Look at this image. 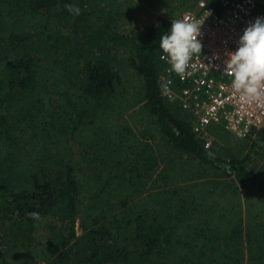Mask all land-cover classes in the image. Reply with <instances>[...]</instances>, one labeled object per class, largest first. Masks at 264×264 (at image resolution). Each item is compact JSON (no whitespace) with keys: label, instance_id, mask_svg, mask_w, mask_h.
<instances>
[{"label":"trees","instance_id":"trees-1","mask_svg":"<svg viewBox=\"0 0 264 264\" xmlns=\"http://www.w3.org/2000/svg\"><path fill=\"white\" fill-rule=\"evenodd\" d=\"M199 2L0 0V264H264V129L205 149L161 89L159 37Z\"/></svg>","mask_w":264,"mask_h":264},{"label":"built area","instance_id":"built-area-1","mask_svg":"<svg viewBox=\"0 0 264 264\" xmlns=\"http://www.w3.org/2000/svg\"><path fill=\"white\" fill-rule=\"evenodd\" d=\"M259 1L213 0V6L199 2L179 12L177 19L188 13L192 20L204 21L199 37L202 52L193 55L184 78L170 72L164 61L162 84L170 82L169 91L175 83L180 85L182 108L192 116V133L204 141L205 149L211 146L208 128L212 125L221 124L240 139H254L264 129V100L242 101L231 89V77L225 72L228 54L236 51L244 30L257 18H264Z\"/></svg>","mask_w":264,"mask_h":264},{"label":"clouds","instance_id":"clouds-1","mask_svg":"<svg viewBox=\"0 0 264 264\" xmlns=\"http://www.w3.org/2000/svg\"><path fill=\"white\" fill-rule=\"evenodd\" d=\"M64 7L74 16L81 14V9L73 4ZM203 22L192 20L186 13L182 19H172L171 27L159 37V48L163 53L160 59L167 62L170 72L181 78L189 74L187 69L193 55L202 52L199 37ZM225 72L231 77V89L242 101L264 100V18H257L244 30L238 48L228 54ZM168 83L161 85L165 94L169 91ZM29 216L36 221L41 219L36 212Z\"/></svg>","mask_w":264,"mask_h":264},{"label":"rangeland","instance_id":"rangeland-1","mask_svg":"<svg viewBox=\"0 0 264 264\" xmlns=\"http://www.w3.org/2000/svg\"><path fill=\"white\" fill-rule=\"evenodd\" d=\"M179 13L177 12L175 14V18H178ZM164 18V14L162 11L158 10H149L145 13L141 14H135L130 17V22L132 27L143 29L146 27L155 26L158 24L159 20ZM21 142L27 141V135L24 131L23 135L20 138ZM7 214H9V211H6ZM36 264H43L40 260L35 261Z\"/></svg>","mask_w":264,"mask_h":264}]
</instances>
